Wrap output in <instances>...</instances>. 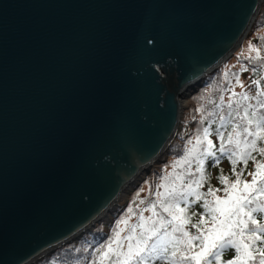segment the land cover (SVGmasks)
<instances>
[{
  "label": "water",
  "instance_id": "water-1",
  "mask_svg": "<svg viewBox=\"0 0 264 264\" xmlns=\"http://www.w3.org/2000/svg\"><path fill=\"white\" fill-rule=\"evenodd\" d=\"M262 2L0 0V264L76 239L145 176Z\"/></svg>",
  "mask_w": 264,
  "mask_h": 264
},
{
  "label": "snow or ice",
  "instance_id": "snow-or-ice-1",
  "mask_svg": "<svg viewBox=\"0 0 264 264\" xmlns=\"http://www.w3.org/2000/svg\"><path fill=\"white\" fill-rule=\"evenodd\" d=\"M250 50H254L251 45ZM255 59L264 60V56ZM236 82L240 83L238 75ZM252 83L259 85L260 81L253 80ZM233 95L239 98L227 102L228 118L220 117L224 122L221 127L225 123L231 124V131L227 132L226 138L224 131H216L222 141L217 150L219 156L213 151V141L208 139L209 128H204L203 138L197 136L196 145L189 149L199 177L193 178L189 174L186 184L180 180L179 185L173 183L165 193H157V200L150 202L145 209L151 211L152 216L145 218L141 213L140 223L129 226L130 233L123 238L128 242L126 251L120 236L124 229L114 227V235L95 249L99 264H152L157 260L167 264H222V256L229 249L233 250V258L227 264H264V91H258L252 97L247 93ZM249 99H255L257 103L246 104ZM204 140H207L206 145ZM253 153L261 159L258 160ZM225 156L233 165L235 179L229 180L221 172L217 179L225 185L223 189L209 186L206 193L198 191L211 179L210 174L204 172L205 158H212L211 167ZM250 160L256 167L254 172L248 173L252 179L247 181L243 177ZM241 161L245 168L237 172L235 165ZM184 162L190 163L188 160ZM219 191L225 192L224 198L216 195ZM189 197L193 198V203L202 201L200 214L187 207ZM257 213L261 214V219L257 218ZM193 216L197 217L195 222ZM122 222L127 224L123 217L115 223L118 226ZM189 226L196 230L195 233ZM137 227L141 229L138 234Z\"/></svg>",
  "mask_w": 264,
  "mask_h": 264
},
{
  "label": "trees",
  "instance_id": "trees-1",
  "mask_svg": "<svg viewBox=\"0 0 264 264\" xmlns=\"http://www.w3.org/2000/svg\"><path fill=\"white\" fill-rule=\"evenodd\" d=\"M263 4V3H262ZM258 12L256 19L250 29V33L253 31L254 35L252 37V42L259 49L258 54L251 55H243L240 59L243 64V69L240 74L245 75L248 74V79L259 80V85L253 84L254 93H249L246 91L239 92L235 89V82L227 83L226 81H220V86L218 89L212 87L216 75L224 68L233 62V60L229 61L231 58H227L224 62H222L215 70L205 75L199 82L188 89V93L194 92L195 89L201 88L205 95L198 96L196 94H191L195 98V107H192L190 112L187 110L185 118L191 123V130L185 134L184 136H178L179 139L173 142L169 149V157L166 161L162 162L159 165V170L152 177L145 178L133 189L130 193L132 194L128 201L125 203V206L121 207L117 214L114 217L113 222L106 229L104 227H100V224L96 225V229L91 231L89 234L83 236L78 242L76 240H72L70 243H64L62 246L55 248L49 254L43 256V258L38 261V264H99V261L96 259L95 253L96 247H98L99 243L103 242V240L107 239L110 235H114L113 228H123L124 231L120 233L121 239L124 244V249L127 250V240H123L124 237L128 236L130 233L129 226H135L140 223L141 213L145 218L152 216L151 211H147L148 204L157 200V193H165L166 189L169 188L173 183L177 185L180 184V180L186 184L188 182L189 174L193 178H198L200 173L196 171L197 164L193 157L189 155V149H191L194 145H196L197 136H201L203 138V129L209 128L210 135L208 139L213 141V151H216L217 156H219V146L221 144V140L216 135L217 129L225 132V138L227 136V132L231 131V124H224V127H221L223 121H221L220 117L228 118L229 109L227 108V102L232 99L236 100L239 98L238 95L241 93H247L249 97L255 96L258 91H264V60H256L255 58L258 56H264V6ZM255 27V28H254ZM254 29V30H253ZM249 33V34H250ZM247 38V36H246ZM233 57V56H232ZM255 68V71L253 69ZM246 69V70H244ZM238 84V83H237ZM201 86V87H200ZM210 86V92L205 91V88ZM209 92V93H208ZM195 93V92H194ZM207 96V97H206ZM223 97V100H221ZM229 97V99H227ZM208 98V99H206ZM246 104L255 105L257 101L255 99H249L245 101ZM219 106V107H217ZM235 107V105H233ZM251 111V109L249 110ZM211 113V115H210ZM235 116V113H232ZM238 119V118H237ZM204 145L207 144V140L203 141ZM253 155L257 156V159L260 160L256 153ZM188 160L190 163H185L184 161ZM212 158H205L204 160V172L206 175L210 174L211 179L206 181L199 189L201 193H206L208 187L211 186L213 188L223 189L225 185H221L217 177L221 174V172L229 178V180H234L235 176L233 174L230 160L225 156L220 158L218 164H214L211 167L209 166ZM255 163L253 161H249L247 167L245 168L243 162H238L235 165L236 171L239 172L242 168H245L243 179L247 181H251L252 177L248 175L249 172L255 171ZM179 177L180 179H177ZM144 181H148L145 185L147 186L146 191H141V185ZM141 188V189H140ZM139 193V195H136ZM217 196L224 198L225 192L219 191L216 193ZM208 199H212V197H208ZM193 198L189 197L188 208L195 210L198 214H200L202 209V201L193 203ZM143 201V203H141ZM131 206V207H130ZM157 212L160 211L159 208L156 209ZM167 216V214H164ZM191 215V213H189ZM257 218L261 219V214L257 213ZM121 217L127 221V224L121 223L120 225H116V221ZM207 218V217H206ZM197 217L193 216L192 220L195 222ZM210 226V225H206ZM190 231L195 233V229H191ZM171 229L169 228V231ZM141 231L139 227L136 228V233L138 234ZM76 242V243H75ZM106 250V249H105ZM233 250H226L222 256V264H227V261L232 257L231 253ZM95 253V254H94ZM152 264H167L166 261H153Z\"/></svg>",
  "mask_w": 264,
  "mask_h": 264
},
{
  "label": "rangeland",
  "instance_id": "rangeland-1",
  "mask_svg": "<svg viewBox=\"0 0 264 264\" xmlns=\"http://www.w3.org/2000/svg\"><path fill=\"white\" fill-rule=\"evenodd\" d=\"M262 3L263 4H261V5L264 6V0H263ZM260 8L262 9V6ZM249 33H250V31H249ZM249 33L247 35V38L245 37L243 39V41L241 43V46L238 47L237 49H235L234 52L232 53V55L230 56L231 59L229 61L233 60V62L231 64L227 65V66H224V68L221 69V71H219V73L216 75V78L214 80V83H213L212 87L218 89V87L221 85L219 80L220 81H226L228 84L232 83V82H235V89L238 90L239 92L246 91V92H249V93H254L253 83H252L251 79H248V74H246V73H245V75L240 74V72H242L241 70L243 69V64H242V61L240 60L242 58V56L246 55V54H248V55L255 54L256 55V54L259 53V50H258L259 48L256 45H254L253 42H252V37L254 35V32L252 31L250 34ZM250 45H251L252 49H254V50H250ZM225 73H227V76H225ZM205 75L206 74H204V76ZM236 75L239 76V80H240L239 84H237V82H236ZM210 89H211L210 86H207L205 88V91H209L210 92ZM194 92H193V94H196L199 97L205 95V92H203L201 90V88L200 89L199 88L195 89ZM191 94H192V92L188 93V91H187L185 97L182 98V102L185 103V105H184V108L182 109V115L179 118L176 130H175L176 135H175L174 139L172 140L170 146L167 148L166 152L164 154H162L159 157V160L156 161L151 166V169L149 170L148 173L145 174V176L148 174L147 175L148 177H152L153 174H155L157 172V170L160 169L159 165L162 162H164V161H166L168 159V157H169V149H170L171 145H173V142L175 140L179 139L178 136H184L185 134H187L191 130L192 125L185 118V115H186V112H187L188 108L191 105H193L192 107L196 106L195 98L192 96L193 94L192 95ZM206 99H208V98H206ZM227 99H229V97H227ZM192 107L189 108V110H188L189 112L192 109ZM145 176H143L142 179L140 181H138L137 183L131 184L129 186V188L132 185L133 186L130 189L127 188L125 190V192H123L121 198L119 197L120 199L117 200L118 204H114L113 205L111 210L106 214L105 218H103L101 221L96 222L94 226L93 225L89 226L86 230H84L83 233H81L76 239H74V241L76 240V242H78L83 236H85V235L89 234L91 231L95 230L96 229V225L100 224L101 222H103V223L100 224V227H104V229H106L108 226H110V224L113 222L114 217L117 214L118 210L121 207L125 206V203L128 201V199L132 195L130 193L145 178ZM147 182L148 181H144V183L141 185V188H142V189L140 188L141 189V191H140L141 193L143 191V188H144V191H146L147 186L145 184ZM70 242H72V241H70ZM70 242H67V243H70ZM42 258L36 260L34 263H31V264H38V261H40Z\"/></svg>",
  "mask_w": 264,
  "mask_h": 264
},
{
  "label": "bare ground",
  "instance_id": "bare-ground-1",
  "mask_svg": "<svg viewBox=\"0 0 264 264\" xmlns=\"http://www.w3.org/2000/svg\"><path fill=\"white\" fill-rule=\"evenodd\" d=\"M209 73V71H207L206 73H204V74H208ZM191 83H193V82H191ZM193 84H195V83H193ZM188 85H190V83L188 84ZM186 86V88L184 89L185 90V92L186 91H188V89H189V87L190 86ZM184 105H185V103H183L182 102V99H181V110L184 108ZM182 115V111H181V113H180V116ZM180 116H179V118H180ZM168 148V147H167ZM167 148L166 149H164L154 160H152V164L151 165H153L156 161H158L159 160V157L162 155V154H164L165 152H166V150H167ZM142 172V171H141ZM140 172V173H141ZM140 173H138L137 175H135L132 179H130L129 181H127V183H125L124 184V186L122 187V189H121V191H120V193L117 195V197L113 200V202L112 203H110L109 205H108V207L105 209V210H103V211H101L100 213H99V215H98V217L96 218V222H98V221H101L103 218H105V216H106V214L111 210V208L113 207V205L114 204H118V199H120L121 198V196H122V194H123V192H125V190L127 189V188H129V186L131 185V184H135V183H137L139 180H141V178L144 176V173H145V171L144 172H142L141 174ZM133 186V185H132ZM131 186V187H132ZM130 187V188H131ZM129 188V189H130ZM130 191V190H129ZM128 191V192H129ZM127 192V193H128ZM120 197V198H119ZM109 219V218H108ZM107 219V220H108ZM95 222V223H96ZM75 239V237H72V240H74ZM71 240V241H72Z\"/></svg>",
  "mask_w": 264,
  "mask_h": 264
}]
</instances>
